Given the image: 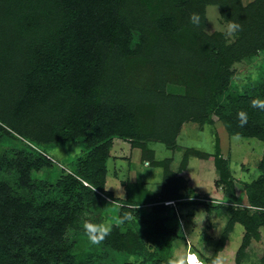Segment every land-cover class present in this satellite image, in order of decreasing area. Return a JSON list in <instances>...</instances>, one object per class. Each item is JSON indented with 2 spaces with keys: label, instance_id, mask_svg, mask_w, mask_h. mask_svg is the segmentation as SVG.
I'll return each instance as SVG.
<instances>
[{
  "label": "trees",
  "instance_id": "1",
  "mask_svg": "<svg viewBox=\"0 0 264 264\" xmlns=\"http://www.w3.org/2000/svg\"><path fill=\"white\" fill-rule=\"evenodd\" d=\"M209 7L218 9L223 23L240 24L234 41L206 32ZM192 13L199 14L198 25L190 22ZM262 51L264 0L247 5L241 0H0V143L14 139L25 147L16 158L0 155V264H76L64 234L78 228L85 203L100 200L112 139L141 151L149 142L175 147L184 123L200 129L219 123L229 137L263 144L258 176L243 182L242 192L236 190L219 137L214 153L187 151L180 167L189 155L213 163L216 186L228 201L214 207L228 216L215 250L239 224L244 230L240 264L243 251L264 228V109L253 106L264 101V84L229 106L220 105L219 97L228 68ZM169 84L181 85L184 93H167ZM241 112L247 117L243 124ZM75 141L86 151L75 167L62 168L53 185L35 179V172L52 165L41 149ZM143 157L150 161L153 153ZM168 163L153 166L162 167L167 183L183 182L168 171ZM241 193L247 207L239 206ZM185 197L148 203L158 216L149 224L153 234L159 237L162 231L169 242L175 239L177 226L163 231L168 221L160 214L171 209L163 203L195 204ZM132 205L118 209L123 223L132 207L142 206ZM103 241L126 254L145 245L137 233L122 235L114 225ZM154 257L149 256L151 264H169Z\"/></svg>",
  "mask_w": 264,
  "mask_h": 264
},
{
  "label": "rangeland",
  "instance_id": "2",
  "mask_svg": "<svg viewBox=\"0 0 264 264\" xmlns=\"http://www.w3.org/2000/svg\"><path fill=\"white\" fill-rule=\"evenodd\" d=\"M252 1L254 0H241L243 5ZM206 21V32H220L225 35L223 28L226 23L220 20L216 7L207 8ZM235 37V34L231 37L225 35L227 42L234 41ZM263 71L264 51L254 58L242 60L229 67L230 76L223 86L219 104L229 106L234 104L232 99L250 96L256 88L264 84ZM166 91L169 94L180 95L184 93V88L181 85L169 84ZM216 137H219L221 153L228 160V168L234 182L238 184L236 185L238 191L243 182L257 178L263 144L254 139L229 137L219 123L214 127L205 125L202 129L195 125L182 124L176 139V148L149 142L145 150L141 151L139 148H132L129 142L114 137L105 163L104 191L99 193L100 200L95 204L85 203L82 208L83 214L77 222L78 228H67L64 234L63 241L72 247L73 254L77 256L76 264H151L149 256L153 253L154 260L166 259L169 264H186L189 253L195 255L201 264H205L204 259H212L214 255L221 256L223 264H237L239 258L237 253L244 237V230L239 224L234 226L223 246L215 250L228 216L222 209L214 207L218 203L226 204L228 201L220 192L221 188L216 186L219 178L213 163L197 160L189 155L185 167L180 169L187 151L214 153ZM11 140L13 142L4 140L5 142L0 143V155L8 154L9 157L16 158L19 151L25 147L20 146L14 139ZM27 144L30 146V143ZM52 145L41 149L52 158V165L34 173L36 180L50 185L55 184L61 177L62 168L71 170L84 158V152L86 154L78 141ZM144 152L153 153V159L150 161L143 159ZM164 161L169 162L168 171L176 175L175 178H182L183 182L176 179L167 183L168 181L163 179L162 167H155L153 163ZM181 196H186L187 198L182 199L194 201L195 204L182 207L175 202L163 203L170 205L171 209L160 214L162 221H168L164 224L165 227L161 225L163 231L171 232L174 225L177 226L176 231L173 230L175 239L169 242L162 236L164 235L162 231L159 237L153 234L155 228L150 225L158 216L148 203L164 198L179 199ZM132 203L142 206L132 207L134 208L132 215L126 223L121 222L118 209L124 205L129 208ZM238 203L240 207H247L246 196L243 193ZM70 209H73L72 205ZM249 212L253 213L254 210L249 208ZM144 221H147V225ZM86 222L118 226L122 235L137 233L145 244L144 248L133 254H126L114 251L103 240L94 244L84 231ZM263 259L264 228H260L258 240L252 239L249 242L239 263L264 264Z\"/></svg>",
  "mask_w": 264,
  "mask_h": 264
},
{
  "label": "clouds",
  "instance_id": "3",
  "mask_svg": "<svg viewBox=\"0 0 264 264\" xmlns=\"http://www.w3.org/2000/svg\"><path fill=\"white\" fill-rule=\"evenodd\" d=\"M189 20L192 24L198 25L200 23V16L198 13H192L189 17ZM240 30V24L235 22H229L223 28V31L226 36L231 37L234 36ZM253 106L258 107L260 109H264V101H253ZM241 122L246 123L247 117L246 114L241 112L240 114ZM129 217L125 215L123 219H128ZM123 222V220L121 221ZM84 231L87 237L90 239L92 243H99L103 240L111 231V225L104 223H93L86 222L84 225ZM210 264H223V258L219 255H214L210 261Z\"/></svg>",
  "mask_w": 264,
  "mask_h": 264
},
{
  "label": "bare ground",
  "instance_id": "4",
  "mask_svg": "<svg viewBox=\"0 0 264 264\" xmlns=\"http://www.w3.org/2000/svg\"><path fill=\"white\" fill-rule=\"evenodd\" d=\"M186 264H201V262L195 255H193L192 253H189L187 256Z\"/></svg>",
  "mask_w": 264,
  "mask_h": 264
}]
</instances>
